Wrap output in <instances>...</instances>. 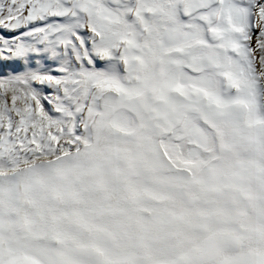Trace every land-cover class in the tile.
<instances>
[{
	"label": "snow or ice",
	"instance_id": "1",
	"mask_svg": "<svg viewBox=\"0 0 264 264\" xmlns=\"http://www.w3.org/2000/svg\"><path fill=\"white\" fill-rule=\"evenodd\" d=\"M0 264H264V0H0Z\"/></svg>",
	"mask_w": 264,
	"mask_h": 264
}]
</instances>
